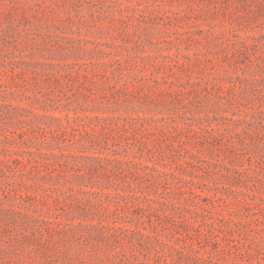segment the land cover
I'll use <instances>...</instances> for the list:
<instances>
[{"label": "rangeland", "instance_id": "1", "mask_svg": "<svg viewBox=\"0 0 264 264\" xmlns=\"http://www.w3.org/2000/svg\"><path fill=\"white\" fill-rule=\"evenodd\" d=\"M0 264H264V0H0Z\"/></svg>", "mask_w": 264, "mask_h": 264}]
</instances>
